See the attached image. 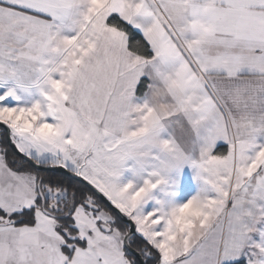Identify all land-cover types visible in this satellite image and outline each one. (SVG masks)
Listing matches in <instances>:
<instances>
[{"label":"snow or ice","instance_id":"snow-or-ice-1","mask_svg":"<svg viewBox=\"0 0 264 264\" xmlns=\"http://www.w3.org/2000/svg\"><path fill=\"white\" fill-rule=\"evenodd\" d=\"M0 264H264V0H0Z\"/></svg>","mask_w":264,"mask_h":264},{"label":"rangeland","instance_id":"rangeland-1","mask_svg":"<svg viewBox=\"0 0 264 264\" xmlns=\"http://www.w3.org/2000/svg\"><path fill=\"white\" fill-rule=\"evenodd\" d=\"M3 129L0 127V141H2V139H4V136H3ZM3 136V137H2Z\"/></svg>","mask_w":264,"mask_h":264},{"label":"water","instance_id":"water-1","mask_svg":"<svg viewBox=\"0 0 264 264\" xmlns=\"http://www.w3.org/2000/svg\"><path fill=\"white\" fill-rule=\"evenodd\" d=\"M3 129V126H0Z\"/></svg>","mask_w":264,"mask_h":264},{"label":"trees","instance_id":"trees-1","mask_svg":"<svg viewBox=\"0 0 264 264\" xmlns=\"http://www.w3.org/2000/svg\"><path fill=\"white\" fill-rule=\"evenodd\" d=\"M3 137V136H2ZM3 140V139H2Z\"/></svg>","mask_w":264,"mask_h":264}]
</instances>
